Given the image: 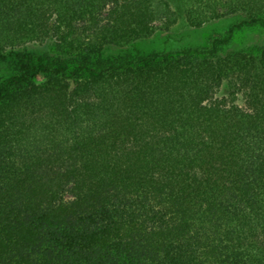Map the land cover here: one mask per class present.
Listing matches in <instances>:
<instances>
[{
    "label": "trees",
    "instance_id": "1",
    "mask_svg": "<svg viewBox=\"0 0 264 264\" xmlns=\"http://www.w3.org/2000/svg\"><path fill=\"white\" fill-rule=\"evenodd\" d=\"M252 27L264 0H0V264H264V47L228 50Z\"/></svg>",
    "mask_w": 264,
    "mask_h": 264
},
{
    "label": "rangeland",
    "instance_id": "2",
    "mask_svg": "<svg viewBox=\"0 0 264 264\" xmlns=\"http://www.w3.org/2000/svg\"><path fill=\"white\" fill-rule=\"evenodd\" d=\"M238 20V17H228L207 24L201 29H193L183 21L172 28L158 24L155 34L135 45V50L143 53H166L186 48H205L213 38L225 36L233 25L239 23ZM257 47H264V28H241L236 31L228 50H249ZM6 76V69L0 64V78Z\"/></svg>",
    "mask_w": 264,
    "mask_h": 264
}]
</instances>
